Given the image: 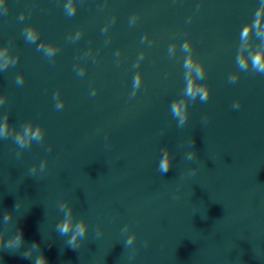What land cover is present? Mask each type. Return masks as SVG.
Listing matches in <instances>:
<instances>
[{"label": "clouds", "instance_id": "1", "mask_svg": "<svg viewBox=\"0 0 264 264\" xmlns=\"http://www.w3.org/2000/svg\"><path fill=\"white\" fill-rule=\"evenodd\" d=\"M253 27L255 28L254 21H253ZM257 35H259V33H257ZM252 63H253V67L256 68L257 71L264 72V65H261L260 62L256 58H253ZM185 67H187V64H185ZM187 94L188 95H192V90H191L190 87L187 89ZM202 99H203V97H202ZM172 112H173L174 116H177V117L179 116V112L177 111V109L174 106L172 108ZM3 132H4V129H0V135H2ZM16 142L19 143L20 142L19 139H17ZM160 169H161L162 172H167L168 171V168L165 165H161ZM67 230H68L67 227H64V228L60 229V232H61L62 235H64V234L67 233ZM82 232H83V229H81V233ZM22 234H23V231H22ZM71 245H72V241L70 240L69 241V246L71 247ZM38 264H39V262H38Z\"/></svg>", "mask_w": 264, "mask_h": 264}]
</instances>
